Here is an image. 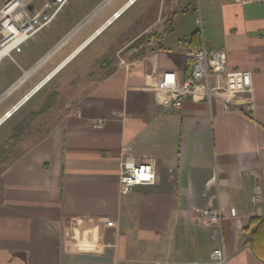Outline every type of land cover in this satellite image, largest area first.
<instances>
[{"label":"crops","instance_id":"crops-1","mask_svg":"<svg viewBox=\"0 0 264 264\" xmlns=\"http://www.w3.org/2000/svg\"><path fill=\"white\" fill-rule=\"evenodd\" d=\"M139 1L83 0L1 62L0 149H18L0 167V264L206 263L220 247L225 264H264L247 244L249 221L264 223V0H145L130 11ZM202 43L225 52L228 71L250 73L253 114L189 95L170 110L156 94L160 73L188 77L184 52ZM61 94L57 112L73 108L29 133ZM122 148L153 166V185L119 183ZM207 207L221 211L219 226L196 221Z\"/></svg>","mask_w":264,"mask_h":264},{"label":"built area","instance_id":"built-area-1","mask_svg":"<svg viewBox=\"0 0 264 264\" xmlns=\"http://www.w3.org/2000/svg\"><path fill=\"white\" fill-rule=\"evenodd\" d=\"M69 0H1L0 2V64L13 60V55L48 28ZM243 5L258 0H231ZM118 13L113 15L117 18ZM189 75L178 78L173 71H164L155 78L156 94L167 98L168 109L180 110L184 99L189 95L194 102L220 101L225 111L253 114L255 104L252 99V82L249 72H231L226 68V55L221 49L206 48L202 43L196 49L184 52ZM245 96L248 101L234 104ZM74 105H70L73 108ZM16 107L13 108V110ZM5 118L10 116L6 113ZM93 126L104 127V121L97 119ZM118 179L121 185L148 186L155 182V171L150 163L137 161L122 148L118 158ZM196 221L202 224L219 226L223 219L221 211L207 207L197 211ZM174 264V263H163ZM189 264H225L223 249L216 248L209 254L206 263L197 261Z\"/></svg>","mask_w":264,"mask_h":264},{"label":"rangeland","instance_id":"rangeland-1","mask_svg":"<svg viewBox=\"0 0 264 264\" xmlns=\"http://www.w3.org/2000/svg\"><path fill=\"white\" fill-rule=\"evenodd\" d=\"M143 1H145V0H140L134 7H132V9L130 11H134L136 8H138ZM152 7H153L152 11H154V8H156L154 3L152 4ZM61 11H83V0H69L67 2V4H65L63 6ZM130 11H129V13H130ZM195 13L197 14L198 11H195ZM192 19H193V17L191 15L190 16H182L181 15V16L177 17V22H178V25H180V26L190 27L192 24ZM53 25H55V22H53L48 28L43 30L42 33L49 31ZM116 25L117 24H115V26H113L111 29H109L107 32H105L98 40H96L91 46H89L80 56H78L73 62H71V64L68 67H66L64 70H62L60 72V74L54 80H52L50 82V84H47L45 86V88L43 90H41L39 97H41V99H43L42 96L48 91V89L50 87H52L54 81L57 80L59 77H62L68 70L71 69V67H73L77 62H79L82 57L84 60L85 57L90 55L91 51L95 48L96 43H98L100 40H103L104 38H106L111 33V30L116 27ZM198 30H199V33L201 34L202 30H201L200 26H198ZM38 36H39V34L35 38H37ZM78 42H79V37H76L73 41H71L68 44V46L65 49H63L62 51H59V53L57 54L54 61L57 62L69 50L74 48ZM52 63H53V61H52ZM95 66L96 65H91V68H89V71H90V69L92 70V68L94 69ZM61 98L64 99V95L61 94L60 99H58L55 102L56 105H54V109H52L50 111H46L39 118V121L36 122V126H34L32 129H30L29 133L33 132V134H36V133L43 134L47 130V127H45V126L47 124H50L52 119L64 114L65 113L64 111L72 109V107H70V105H74V104L72 102H68V103L66 102L65 108H62L63 111L57 112V108L59 107V104H61V100H62ZM2 129H3V127L0 129V136H1ZM17 147H18L17 144L15 145V144L9 143L4 148L0 149V151L4 152V154L3 153L1 154V152H0L1 156H3L0 158V167L2 166V164H5V162L9 161L10 158L17 152V149H18Z\"/></svg>","mask_w":264,"mask_h":264},{"label":"trees","instance_id":"trees-1","mask_svg":"<svg viewBox=\"0 0 264 264\" xmlns=\"http://www.w3.org/2000/svg\"><path fill=\"white\" fill-rule=\"evenodd\" d=\"M192 37H197L200 40V33H194L192 35ZM23 130H25V128L15 129L13 132L14 133L13 138L17 137L19 135V133H21V131H23ZM5 146H6V144L2 145V148H4ZM0 152H1V154L4 153L3 151H0ZM250 228H253V230L251 231V236H250L249 240L247 241V244L254 250V252H255V254H257V256L262 258L264 247H262L260 245V243L263 242L264 223L257 218H252L249 221V225L247 227V230H249Z\"/></svg>","mask_w":264,"mask_h":264}]
</instances>
